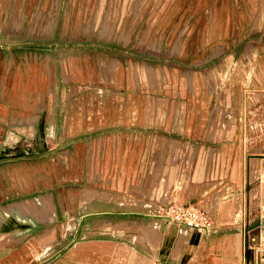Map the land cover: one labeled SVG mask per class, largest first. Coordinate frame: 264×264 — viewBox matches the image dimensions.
I'll list each match as a JSON object with an SVG mask.
<instances>
[{
  "label": "rangeland",
  "instance_id": "374dc122",
  "mask_svg": "<svg viewBox=\"0 0 264 264\" xmlns=\"http://www.w3.org/2000/svg\"><path fill=\"white\" fill-rule=\"evenodd\" d=\"M257 1L263 11L264 0ZM96 3L0 0V210L9 205L7 222L17 221L16 216L27 221L43 220L39 217L43 216L46 223L27 239L36 240V235L45 232L46 245L70 228L77 230L72 236L85 240L110 238L127 243L129 237L113 233L111 226L134 219L128 212H152L154 204V212L161 214L164 207L180 205L208 216L219 199L236 195L240 189L249 192V201L244 204L243 195L235 196L228 211L232 218L250 219L248 237L253 236L254 242L246 251V264H264V241L259 235L264 224V148L259 146L264 145V129H259L257 113L242 123L249 158L240 176L241 184L246 180L242 188H228L222 175L211 170L212 156L207 155L209 147L225 145L241 151L228 135L216 143L209 126L212 95L208 91L223 83L246 85V98L253 110L264 96L259 90L264 88V48L253 41L239 44L243 56L234 60L233 74L206 70L192 75L193 85L200 88L192 95L191 76L161 67V56L177 53L183 38L178 33L186 18L191 15L190 20L194 19L208 0H104L103 7ZM177 3L184 7V18L181 10L174 9ZM167 22L169 26L164 25ZM189 28L184 27L185 35ZM207 29L200 28L206 37L199 34L191 43L197 54L208 53V41L204 48L197 41L208 39ZM85 62L91 64L93 76L82 79L78 67ZM145 65L152 70L144 69ZM129 92L146 99L149 108H158L154 126L159 128L139 125L132 131L111 126L104 131L96 119L100 99L108 100L111 110H116ZM167 105L169 115L174 107L172 123L169 118L161 121ZM232 125L238 128V124ZM197 148H204L202 156L196 153ZM130 151L139 163L134 186L128 185V176L132 179L134 172L125 169L129 164L125 154ZM161 160L168 166L165 171L152 172L158 183L150 185L151 171L147 169ZM58 163L74 164L77 176L71 183L53 186V178L44 180L46 170ZM106 168L112 180L89 182ZM157 177L165 179L162 184ZM134 188L140 196L136 204L128 199L135 194ZM233 190L237 193L230 192ZM102 191L117 197L103 199ZM48 192L63 208L66 203L72 209L71 219L57 217L48 222L55 217L54 205L53 212L44 208L48 197L51 199ZM145 195L163 202L145 203ZM140 220L145 222V217Z\"/></svg>",
  "mask_w": 264,
  "mask_h": 264
},
{
  "label": "crops",
  "instance_id": "0c3cea01",
  "mask_svg": "<svg viewBox=\"0 0 264 264\" xmlns=\"http://www.w3.org/2000/svg\"><path fill=\"white\" fill-rule=\"evenodd\" d=\"M257 2V0H241V2L237 0H208V4L202 9L199 8L200 11L193 16L194 19L190 20L191 15H188L182 25L183 28L178 33L179 36L183 35V38L179 42L177 53L161 56V67L176 70L178 74L190 75V83L187 78L186 80L189 85L193 86V90L192 88L189 89L192 95L195 94V91L200 90L199 85H193L192 75L203 74L206 70L216 74H233L234 60H238L243 56V49L239 47V44L244 42L248 44L253 41L264 48V6L262 11ZM96 4L103 7L104 0H97ZM180 4H183V2L181 1ZM177 5L176 8L174 6L173 8L177 12L181 10V16L184 18V7H179V3ZM179 20L180 18L177 19V21ZM176 24H179V22ZM164 25L169 26V22ZM187 25L190 28L185 35L184 27ZM202 27L208 28V39L201 38L200 41H197L200 42V48H204L205 41H208L209 45L208 53L203 55L197 54L191 45L195 42L194 36L201 34V36L206 37L204 31L200 32ZM136 60L135 57L134 61ZM144 69L152 70L147 65ZM79 74L82 79L83 77L84 79L91 78L93 76L91 64L89 65L88 62L80 63L77 75ZM247 87L246 85L238 86L223 83L210 88L208 91V95H212V105L209 109V126L213 130L210 132H212V135L214 134L216 143L220 139H227L225 137L228 135L229 138H233L238 142L241 149L238 152V149L234 146L225 145L218 148L209 147L207 150V155L212 156L211 167L213 169L211 168V170L215 171L216 176L221 177L222 175L221 178L227 182L228 188H242L246 182L244 180V183L241 184L240 176L242 171L244 172L246 169L249 159H246L248 155L245 145L247 138L242 125L250 108L245 94ZM259 90L264 92V88ZM100 101L96 119L102 125L104 131L111 126H125L132 131H135L139 125L145 129L160 127L154 126L158 117V108L154 105L149 108L146 99H141L130 92L116 110H111V104L108 103V100L102 98ZM258 101L264 102V96ZM168 109L167 105L163 110L162 123L167 118L170 120L169 123L173 122L174 107L171 109L170 115ZM199 122L200 119H197L196 128ZM220 122L224 123L220 124ZM219 124H224V126ZM232 124H238V128ZM8 138L10 137L8 136ZM259 146L261 149L264 148V145ZM203 152L204 148L196 149L199 156H202ZM132 154L131 151L125 154V162L129 163L125 169L129 171V174L134 172L132 179L130 175L128 176L129 186H132L137 180L135 172L138 170L139 165L135 153L133 158L130 156ZM251 154H254V152ZM106 155L109 154L106 153ZM107 159L109 162L108 157L103 158L104 161ZM106 165L110 166V163ZM165 165L161 160L158 163L153 162L150 169H147L151 171V174L148 175L150 185L158 183L156 180L157 175L154 178L152 172L159 171L158 169H160V172L165 171ZM75 170L74 164L58 163L48 168L42 176L48 182L50 178H53L51 181L53 186L55 184H66L71 183L74 176H77L74 173ZM108 172H110V169H103L94 178L89 179V182L101 181L106 184L107 181L112 180ZM163 180L165 179L161 178L159 180L161 184ZM145 181V184H148L147 177L144 178ZM228 188L226 189L228 190ZM237 190L230 192L237 193ZM238 192V194L229 198L219 199L213 213L208 210L211 227L207 230L197 231L183 222L169 220L162 214H158L159 212L156 214L154 204H152V212L142 213L136 210L128 212L129 215H135L134 219L129 220L128 223L119 221L118 224L113 223L111 226L113 233H125L129 237L127 243L110 238L85 240L80 235L74 237L72 235L77 230H73V228H70L66 234L60 235L55 242L47 243V245L43 236L45 232L36 235V240L34 238L27 239L30 234H33L34 230L40 229L46 223V219L40 215L39 217L43 220L27 221L26 218L16 216L17 221L8 223L7 220L11 217L8 214V205L4 211L0 210V214L3 215L2 225L0 226L3 229L0 231V264H246V251L250 248L248 242L250 219L243 216L232 218L230 211H228L231 199L235 196L243 195L244 204L249 201L247 198L249 192L246 193L240 189ZM102 193L101 197L103 199L105 197H112V199L117 197L114 193L112 196L106 195L104 191ZM134 193L128 199L129 202L136 204L139 195L136 189ZM46 194L51 196L55 214V217L48 222H54L57 217L63 219L73 217L72 209L67 207L66 203L63 208L60 201H54L51 192ZM142 199L148 200L144 201L145 203H153L154 201L161 203L162 201L155 196L146 195ZM143 217H145V222L140 220ZM45 246L47 247L45 248Z\"/></svg>",
  "mask_w": 264,
  "mask_h": 264
},
{
  "label": "built area",
  "instance_id": "2783aa9c",
  "mask_svg": "<svg viewBox=\"0 0 264 264\" xmlns=\"http://www.w3.org/2000/svg\"><path fill=\"white\" fill-rule=\"evenodd\" d=\"M257 113V118L261 122L259 125V129H264V102H256L254 104L253 110H249L246 113V120H252L251 114ZM254 126H252L253 128ZM251 128V127H248ZM245 130V128H244ZM161 211V210H160ZM163 213H161L165 218L175 221V222H183L187 226L200 231L207 230L211 227L210 218L206 214H199L188 207L185 206H170L164 207L162 209ZM259 235L263 238L264 241V224L259 227ZM248 242L253 243L254 237L249 236ZM251 246V245H250Z\"/></svg>",
  "mask_w": 264,
  "mask_h": 264
},
{
  "label": "bare ground",
  "instance_id": "6f19581e",
  "mask_svg": "<svg viewBox=\"0 0 264 264\" xmlns=\"http://www.w3.org/2000/svg\"><path fill=\"white\" fill-rule=\"evenodd\" d=\"M49 199H48V202L44 205V208H45V206L48 208V209H50L52 212H53V210H52V208H53V204H52V201H51V199H50V197H48ZM242 209V208H241Z\"/></svg>",
  "mask_w": 264,
  "mask_h": 264
}]
</instances>
